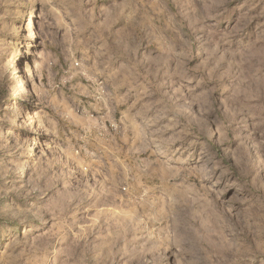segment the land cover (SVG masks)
Returning a JSON list of instances; mask_svg holds the SVG:
<instances>
[{"label":"rangeland","instance_id":"374dc122","mask_svg":"<svg viewBox=\"0 0 264 264\" xmlns=\"http://www.w3.org/2000/svg\"><path fill=\"white\" fill-rule=\"evenodd\" d=\"M194 3L0 0V74L27 66L51 88L75 132L52 147L80 189L27 241L23 225L0 234V264H208L214 238L185 237L175 193L195 185L227 207L233 167L247 175L264 160V0H222L223 19L207 27ZM17 105L33 118L39 107ZM249 201L239 235L224 222L228 264H264V188Z\"/></svg>","mask_w":264,"mask_h":264},{"label":"clouds","instance_id":"9594fccd","mask_svg":"<svg viewBox=\"0 0 264 264\" xmlns=\"http://www.w3.org/2000/svg\"><path fill=\"white\" fill-rule=\"evenodd\" d=\"M188 7L198 13L196 22L206 27L218 26L223 19L222 0H198V5L194 3ZM258 15L264 16V10ZM260 39L264 40V32ZM134 53V49L128 50L127 55L134 57ZM44 67L41 65L38 75L43 76ZM24 71L26 76H16L14 73L7 79L0 74V113H3L0 115V161L8 158L7 164L0 165V234L15 238L20 235L17 229L23 225L29 231L20 238L27 241L31 231L42 226L35 221H42L53 205L57 210H68L73 199L80 195V189L74 185L70 171L58 157L56 148L52 147L68 132L75 135L72 121L67 120L53 104L49 95L51 88L43 79L37 83L27 66ZM18 101L38 105L35 117H25L23 110L17 105ZM164 115L166 111H162L159 118ZM18 120H22V123L17 124ZM45 121L48 126H45ZM53 122L56 124L55 133L50 126ZM17 128L35 135L28 139L22 138L15 132ZM41 135L47 137L44 142L39 139ZM49 152L52 154L49 155ZM211 163L210 171H213L218 162ZM254 164L255 167L247 175L242 174L237 167H233L227 175V179L237 187V197L227 207L214 203L209 199L207 190L196 188L195 185L187 191L175 193L176 203L184 209L185 237L214 238V242L204 239V259L208 264H228L229 248L223 231L224 222L230 223L236 230L229 235H239L246 227V210L251 192L258 184L260 188H264L261 179L264 178V160L255 161ZM178 239L180 238L173 242L176 243Z\"/></svg>","mask_w":264,"mask_h":264}]
</instances>
